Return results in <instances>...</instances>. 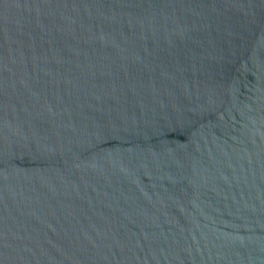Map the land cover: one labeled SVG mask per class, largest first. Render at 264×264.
<instances>
[{
	"label": "water",
	"instance_id": "obj_1",
	"mask_svg": "<svg viewBox=\"0 0 264 264\" xmlns=\"http://www.w3.org/2000/svg\"><path fill=\"white\" fill-rule=\"evenodd\" d=\"M0 264H264V0H0Z\"/></svg>",
	"mask_w": 264,
	"mask_h": 264
}]
</instances>
